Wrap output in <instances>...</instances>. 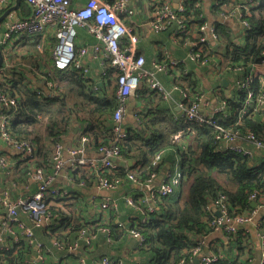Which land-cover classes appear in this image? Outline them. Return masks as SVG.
I'll return each instance as SVG.
<instances>
[{"label": "trees", "instance_id": "trees-1", "mask_svg": "<svg viewBox=\"0 0 264 264\" xmlns=\"http://www.w3.org/2000/svg\"><path fill=\"white\" fill-rule=\"evenodd\" d=\"M217 1L220 4L230 2ZM183 4L188 16L187 25L183 28L173 25L166 30L179 42L199 41L200 31L197 26L207 20L201 16L203 8L196 6V0H183ZM238 4L242 5V18L250 23L244 33V41L237 42L232 28L217 22L219 39L216 45L205 44L201 51L203 57L205 55L211 61L213 56L220 54L218 45L224 47L217 67L222 79L218 78L216 84L219 90L217 105L223 102L226 104L224 111L213 117L220 126L236 132L239 137L253 133L264 142V105L258 104V97L264 95V81L260 76L252 75V67L264 63V0H253L249 13L243 7V1L237 2ZM49 31H54L55 35L47 46L39 38L44 36L42 33L32 37L24 35L20 40L17 39L27 47L21 54L14 53L15 48L12 52H7L2 46L10 63L9 66H4L10 77L0 80V90L17 98V108L11 111L14 116L10 130L17 138L30 140L35 146L33 161L21 158L19 152L15 153L16 166L5 176L3 186L7 184L9 186L5 188L12 190L15 184H29V173L33 167H43L48 173H52L54 147L57 143H63V137L74 125L80 130L78 136H87L95 150L111 142L120 146L122 159L132 161L134 165H118L108 177L120 178L122 184L131 182L128 172L137 166L141 168L138 178L146 182L163 164L164 157L157 160V155L161 151L165 154L173 153L180 161V183L175 192L160 198L158 209L146 216L145 221L131 220L132 223L124 228L102 221L98 224L88 222L76 216L81 210L83 196L74 187L94 185L97 175L78 164L67 167V185L73 189V196L48 195L51 223L46 226L45 232L62 235L65 231L77 241L83 228H88L97 236L99 227H108L111 231L110 235L106 233L109 240H116L118 237L125 240L130 235V230L136 229L146 238L145 246L136 243V249L145 255V260L139 264H194L195 249H203L204 245L200 238L215 232L212 222L216 215L211 204L218 208L227 207L229 215L233 217L248 214L255 209L252 206L253 194L264 196V162L258 163L253 159L254 145L247 142V147L251 148L250 154L224 148L223 142L217 138L219 131L213 125L207 122H190L183 111L177 113L166 107L163 95L150 87L148 78L142 79L143 85L140 84L133 95L143 100L148 98L151 103L146 100L145 108L136 112L137 122L133 126L124 127L126 137L118 138L114 121L118 107V83L114 69L107 70V74L101 79V85L76 68L58 69L52 57L58 38L54 28L49 29L45 35ZM45 59L50 67L43 69L41 62ZM25 61L32 66L38 79V76L42 77L43 85L34 84L29 79L28 72L22 70L21 66L25 65ZM184 66L180 64L169 72L180 70V77L176 76L175 84L187 92L186 101L192 104L203 91L194 76L185 74ZM250 76L252 80L249 84L241 87L238 85V82H247ZM223 78L236 83L237 87L231 96L224 92ZM251 89L254 97L248 104V92ZM179 132L181 136L176 140L174 136ZM261 150L264 151V148ZM144 196L145 194L133 197L137 207L142 208L146 214ZM53 200L62 201L63 206L53 205ZM258 229L263 239L264 222L258 225ZM246 230L237 226L233 232L225 234L229 246L223 250L212 248L214 253L222 256L214 264H252L253 240ZM57 238L60 242L63 241L62 237ZM7 241L8 247L0 248V264H30L33 245L24 237L15 241L8 236ZM105 256L109 255L101 258ZM261 264L264 262L261 261Z\"/></svg>", "mask_w": 264, "mask_h": 264}, {"label": "built area", "instance_id": "built-area-1", "mask_svg": "<svg viewBox=\"0 0 264 264\" xmlns=\"http://www.w3.org/2000/svg\"><path fill=\"white\" fill-rule=\"evenodd\" d=\"M9 0H0V12L5 8ZM33 7L31 17L19 20H12L9 22L5 29L1 30L0 42L5 46L12 45L13 41L26 35L27 37L37 36L47 31L48 28H54L58 42L53 50L52 57L55 67L58 69L66 70L76 68L84 72L87 76H91V67L84 63L86 56H91L94 59H99L101 64L100 77L103 78L107 74L109 68H113L117 75V89L116 98L118 107L114 115L115 132L118 138L126 137L125 128L123 127V120L128 113L129 98L135 93L136 89L140 86L143 78L149 79L151 88L160 92L164 99L171 97L173 90H181L177 84L172 88H167L164 83L158 79V73H168L170 69H176L178 65L184 64L185 61H179L174 58H167L166 61H157L151 70L145 67V57L139 53V36L127 23L128 16L135 13L132 7V0H113L112 2L103 0H87L83 5H78L75 0H26ZM243 7L249 13V8L253 5V0L243 1ZM219 3V1H217ZM196 6L202 7L201 0H196ZM242 5H239L237 16L243 27V34L250 27V23L243 19ZM219 10V12H222ZM223 16H230L228 13H221ZM204 16V13L201 15ZM205 17V16H204ZM188 16L186 15V7L182 3L177 8H174L169 1H165L160 6H156L153 10V16L149 20V25L156 31H163L171 26L183 28L187 25ZM84 27L87 31L96 38V42L82 47H77L75 38L77 36V27ZM200 31V40L189 42L192 49L189 52L188 58L200 64H208L210 61L207 57H203L202 49L205 44L216 42L219 39L216 26L209 23L207 20L202 24H198ZM197 47V50H194ZM207 55V54H206ZM264 64V63H261ZM8 66L4 62L0 68V80L9 78L10 75L6 73L5 67ZM254 75V74H252ZM252 80L250 76L247 82L238 85L246 86ZM51 85V84H50ZM183 93V101L180 106L183 110L184 116L190 122H207L213 125L219 132L217 138L220 139L224 148L243 152L251 153V148L247 147V142H251L255 148H264V142L253 133L247 134L245 137H239L236 132L228 130L220 126L217 120L213 117L215 114L222 113L225 109V102L216 105L211 112H204L201 109V101L203 96L198 97L192 104L186 101L187 92ZM254 97L253 90H249L247 103L250 104ZM185 98V99H184ZM258 104L264 105V95L258 97ZM17 108V98L9 95L7 92L0 90V138L11 149L19 152L21 158H28L33 161L34 157V144L27 139H19L11 133L10 125L14 116L12 110ZM246 110H244L245 112ZM135 118L138 117L135 114ZM119 123V125H116ZM180 132L174 136L179 140ZM246 141V142H245ZM78 144L69 148L66 155L63 143H57L54 147L51 162L54 167L52 173H48L43 167H33L29 173L30 179L38 183V191L30 194L26 198L13 199L11 192L5 188L0 193V204L6 208V216L0 227V248L8 247L7 237L11 236L15 241L21 238H26L30 244L35 245L38 249V258L43 260L45 244L36 239L35 228L40 226L46 219L50 220L51 213L49 211V203L47 197L49 194L61 195L71 197L73 189L69 187H62L56 184L57 178L66 167L81 165L83 168L92 170L97 175L96 185L100 190L113 191L122 184L120 178H110L109 174L113 173L118 164L117 160L122 159L121 148L117 143L111 142L99 146L96 158H84L85 145L89 142V138L85 135H80ZM165 154L161 151L157 155V160H160L162 155ZM17 161H8L6 157H0V165L4 167L7 172H11L12 168L16 166ZM141 168L136 167L128 172V179L133 183H142L138 178ZM155 173L147 180L151 181ZM180 183V174L168 173L167 176L153 188L148 194L143 197L145 204V217L147 219L151 213L158 209V201L164 196H169L175 192L176 186ZM134 195H127L126 202L129 205L135 206ZM257 194L252 195V199L256 200ZM102 210H109L116 208L117 203L112 198L104 199L100 204ZM213 211L220 210L221 216H216L212 222L215 231H222L225 234L233 232L237 226L247 224L252 221L253 215L244 216L236 215L230 216L227 207L222 206L218 208L215 204H211ZM28 213L32 224H27L20 220L18 217L19 212ZM145 213V212H144ZM216 215V214H215ZM118 226L124 228L125 224L119 222ZM108 235L111 231L108 227H99ZM130 235L136 241L137 245L145 246V236L136 229L130 230ZM96 238V233L83 228L80 231V238L74 243L67 246L63 242L57 244L60 248L65 249L67 252L76 250L81 242L87 246H91ZM83 241H81V240ZM264 247V238L262 239ZM202 250L201 247L195 249L194 254L196 257ZM222 256L219 254H211L203 256L200 264H214ZM264 262V252L263 260ZM98 264H138L124 259H114L110 256L101 258Z\"/></svg>", "mask_w": 264, "mask_h": 264}, {"label": "crops", "instance_id": "crops-1", "mask_svg": "<svg viewBox=\"0 0 264 264\" xmlns=\"http://www.w3.org/2000/svg\"><path fill=\"white\" fill-rule=\"evenodd\" d=\"M86 1L87 0H75V3L81 6ZM103 1L112 2L113 0ZM165 1H169L174 8H177L179 4L183 2V0H132V7H134L135 9V13L131 17L128 16L127 23L139 36V53L145 57V67L148 70H151L153 68L155 62L166 61L168 57L174 58L179 61H185V63L183 64L185 65L184 67H186L185 74H191L189 75L191 77L194 76L193 78L199 81L200 88L203 91L201 109L204 112H211L212 109L218 104L217 94L219 90L217 89L216 82L219 80L218 78L222 79V77L219 76V70L217 67H219L218 63L222 58L221 53L223 52L224 47L218 45V51L220 54L217 56H213L209 64H200L194 60L189 59L188 56L191 45L188 42H179L173 37L169 30L156 31L149 25V20L153 16L154 8H156V6L158 5L160 6ZM239 1L245 0H230L228 4L217 3V0H201L203 13L207 21L211 24H214L215 26L217 22L229 25L236 36L237 42L242 43L244 41L243 27L236 14L239 7V4L237 5V2ZM14 4L15 0H9L5 8H3V10L0 12V16ZM234 5H237V7L235 8ZM222 9L223 11L219 12V10ZM32 12V5L27 1H22L20 3V8L11 11L9 16H7L6 19L1 22V30L5 29L7 24L12 20H19L31 17ZM223 12H228L230 16H223L221 14ZM49 29H51V27L48 28L47 31ZM47 31L42 33L44 34V36L39 37L41 39L42 44H45L46 46L51 42V39L54 38L55 35L54 31H49L45 35ZM18 40L16 42L13 41L12 45L9 46H5L0 42L1 48L4 45V47L6 48L5 51L7 52L15 48L14 53H24V50L27 48L26 44L23 42H18ZM96 41V38L92 34H90L86 28L80 26L77 27V36L75 38V43L77 47L92 44ZM212 43L216 45L217 42ZM5 51L3 50L4 62L9 66L10 63L7 61ZM20 63L21 61L19 62V64ZM41 63L43 69L50 67V63L47 61V59H45L44 61L42 60ZM84 63L91 67V77L101 85L102 78L100 77V60L94 59L91 56H86L84 58ZM23 64L25 65L21 66V68L23 71L28 72V75L30 77L29 79L36 85H43L42 77L38 76L40 78L38 79L37 75L35 76L32 71V66H30L29 63L26 61ZM252 73L255 76H260V78L264 81V64H255L252 67ZM180 74V70H174L172 71V73L160 72L157 76L158 79L161 80L167 88H172L175 84L176 76L180 77ZM141 85H143V83H141ZM236 87V83L230 81V85L228 87L223 86V89L228 96H231L232 92L234 91V89H236ZM227 89L229 90V93L226 92ZM146 100L149 101L148 98H145V100H143L141 98H138L136 95H132L129 98L128 113L126 114L122 122L123 127L133 126L137 122L135 114L136 112H141L145 108V105L147 104ZM182 101V91L177 89L173 90L170 98L164 99L163 104L178 113L183 111L180 106V103ZM75 128H78V126L74 125L71 131H69L63 137L62 142L65 155L69 148L79 143L78 135L80 133V130L78 128V132L75 133ZM90 143V141L86 143L83 157L93 159L97 157V151L92 147ZM222 145L223 147H225L224 144ZM15 153L17 154L16 151L10 149V147H8L0 138V157H6L8 161H13V159L16 160L14 158L16 156ZM169 154H172L174 157V163H171V170L167 169V165L170 164V162L167 160V156ZM252 155L253 159L256 162H264L263 150L257 149L253 146ZM162 156L164 157L163 164L161 165L159 171L155 174L154 178L151 181H146L142 183L125 182L124 184H120L117 189L113 191L100 190L97 188L96 183L89 187H81L80 191L81 195L83 196L81 202L82 207L80 212H78L76 216L84 218L88 222L91 221L93 223L98 224L100 221H102L103 223L106 222V224L110 223L115 226H117L119 222H123L125 225H128L132 223L131 220H134L136 222L143 220L145 216L143 209L140 207H134L132 205H129L126 202L125 198L127 195L131 194L136 196L148 194L153 188L160 184L170 172L176 173L177 175L180 174V161L178 156L173 153H166ZM129 162L130 161H124L123 159L117 160L118 165L126 167L130 166ZM66 168L61 171L60 175L57 178L56 184L58 186L68 187L67 184L69 180L68 178H66ZM10 173L7 172V170H5L4 167L0 165V193L5 189L6 186H9L7 184L3 186V182L5 176H8ZM38 187V183L30 179L29 184H15L12 187V190H10L9 188L8 189L11 192L12 198L18 199L26 198L30 194L38 191ZM107 198L114 199L117 203V207L111 208L109 210H102L100 204L103 202L104 199ZM254 201H256V206L254 207L255 209L250 211V213L244 215H253L255 211V214L252 217V221L247 224H241L238 227H244L245 229H247L246 231H249V233L251 234L253 240L252 245L254 253V256L252 258V264H261V261L263 260L264 247L262 245V239L260 235L261 233L259 232L258 225H260L261 222H264V196H259ZM53 203V205H57V207L58 205L63 206L62 201L60 202L53 200ZM4 208L5 207L0 204V227L5 219L6 208ZM18 217L25 223L32 224L28 213L20 211ZM50 223L51 220L46 219L44 222H42L40 226L35 228L36 239L45 244L44 258L41 261L39 260L37 256L38 249L34 245V252L29 259L30 264H38L40 262H44V264H98L100 258L104 255L112 256L115 259H124L126 261H132L138 264L145 260V255L142 254L138 249H136V241L133 239V237H131V235L127 236L125 240H123V237H118L116 240H109L106 232L101 229H97L98 234L94 240V243L91 246H87L85 243L81 242L80 246L76 250L72 252H67L66 250L60 248L57 244V242L61 243L58 240L57 236L63 238L62 242L65 246L74 243L76 240L71 234L70 237L68 232L65 231L62 232V235H50L48 232H45L46 226L50 225ZM200 240L201 242H203L204 245L203 249L198 253V255L205 252L206 247H209L211 254H216L213 251L215 248L223 250L229 246V240L225 236V233L222 231H215L211 233V235H209L208 237H201ZM233 252H237L235 248H233Z\"/></svg>", "mask_w": 264, "mask_h": 264}, {"label": "water", "instance_id": "water-1", "mask_svg": "<svg viewBox=\"0 0 264 264\" xmlns=\"http://www.w3.org/2000/svg\"><path fill=\"white\" fill-rule=\"evenodd\" d=\"M22 1H26V0H15V4L13 6H11L7 11H5L1 16H0V26H1V22L6 19L7 16H9L10 12L15 10V9H19L20 8V3ZM1 32H0V40H1ZM4 65V53H3V50L1 48V45H0V68H2ZM222 84L224 87H228L230 85V80L228 78H223L222 80ZM226 92L229 93V90L227 89ZM116 125H119V123H116ZM74 132H78V128H75L74 129ZM167 160L170 162V164L167 165V169L168 170H171L172 167H171V163H174V157L172 154H169L167 156ZM130 166L133 165V162L130 161ZM75 188L77 190H81V187L80 186H75ZM252 206H256V201H253L252 202ZM215 214L216 216H221V211L220 210H215ZM207 255H211L210 253V250H209V247H206L205 248V252L201 253L200 255H198L197 257L194 258V264H200V261H201V258L203 256H207Z\"/></svg>", "mask_w": 264, "mask_h": 264}]
</instances>
